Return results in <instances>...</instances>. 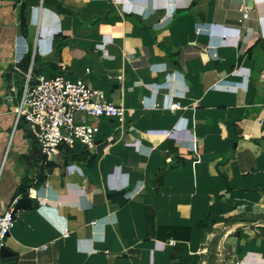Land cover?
<instances>
[{"label":"crops","instance_id":"crops-1","mask_svg":"<svg viewBox=\"0 0 264 264\" xmlns=\"http://www.w3.org/2000/svg\"><path fill=\"white\" fill-rule=\"evenodd\" d=\"M54 1L0 0V215L33 200L15 264H264V0ZM22 15L35 75L127 110L96 150L47 166L16 126Z\"/></svg>","mask_w":264,"mask_h":264},{"label":"built area","instance_id":"built-area-1","mask_svg":"<svg viewBox=\"0 0 264 264\" xmlns=\"http://www.w3.org/2000/svg\"><path fill=\"white\" fill-rule=\"evenodd\" d=\"M240 11L243 19L249 17L247 6L243 5ZM33 66L31 63L25 73L15 67L24 80L21 101L15 110L16 126L21 123L25 125L32 136L31 141L48 162L65 149L72 150L77 145L96 150L101 118H116L125 125L127 110L110 102L105 94L82 83L72 82L64 74L51 78L37 76ZM220 86L231 89L230 84ZM142 104H145V100H142ZM179 107L177 103L171 105L170 109L175 111ZM14 207L15 204L0 215V248L5 247L6 238L18 219V211L14 212ZM47 247L45 245L42 249Z\"/></svg>","mask_w":264,"mask_h":264},{"label":"trees","instance_id":"trees-1","mask_svg":"<svg viewBox=\"0 0 264 264\" xmlns=\"http://www.w3.org/2000/svg\"><path fill=\"white\" fill-rule=\"evenodd\" d=\"M46 2H50V3H54L56 1L54 0H46ZM60 10L63 11V8L61 5H59ZM21 33H22V38H21V44H23V51L19 54V58H18V62H17V67L21 69V71L23 72H27L30 66V63L32 61V56H33V46L32 44L28 41V26L26 24V20L24 18V15L21 16ZM37 64V59H35V66ZM37 70L35 69V72ZM15 66L12 65L8 68V72L5 74V79L7 80L8 84L12 82V79H14L13 77L15 76L16 78H19V76L17 75V73H15ZM20 79V78H19ZM18 79V87L20 90H22L23 88V81ZM29 136H31L29 134ZM32 137V136H31ZM35 147L39 150L38 146L35 145ZM40 151V150H39ZM44 163H46L47 166H52L53 164L50 162H48L46 160V158L44 157ZM50 164V165H49ZM43 178L40 179V181H42ZM205 222V221H204ZM203 223V221H202Z\"/></svg>","mask_w":264,"mask_h":264},{"label":"water","instance_id":"water-1","mask_svg":"<svg viewBox=\"0 0 264 264\" xmlns=\"http://www.w3.org/2000/svg\"><path fill=\"white\" fill-rule=\"evenodd\" d=\"M55 159L56 156L52 158V161H54ZM32 203L33 200L30 197L28 196L21 197L18 199V201L15 204L14 212L19 211L21 209H29L32 207ZM0 256L3 259L4 264H15L17 260L14 253L6 247L0 248Z\"/></svg>","mask_w":264,"mask_h":264},{"label":"rangeland","instance_id":"rangeland-1","mask_svg":"<svg viewBox=\"0 0 264 264\" xmlns=\"http://www.w3.org/2000/svg\"><path fill=\"white\" fill-rule=\"evenodd\" d=\"M23 123H21V127H22ZM25 126V125H24Z\"/></svg>","mask_w":264,"mask_h":264}]
</instances>
